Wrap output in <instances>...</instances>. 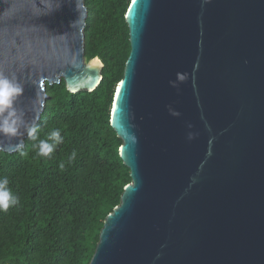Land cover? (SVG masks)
I'll use <instances>...</instances> for the list:
<instances>
[{
	"label": "water",
	"instance_id": "obj_1",
	"mask_svg": "<svg viewBox=\"0 0 264 264\" xmlns=\"http://www.w3.org/2000/svg\"><path fill=\"white\" fill-rule=\"evenodd\" d=\"M86 16L84 0H0V73L23 85L29 124L47 84L102 80ZM124 19L109 122L130 182L89 264H264V0H130ZM26 138H0V151Z\"/></svg>",
	"mask_w": 264,
	"mask_h": 264
},
{
	"label": "trees",
	"instance_id": "obj_2",
	"mask_svg": "<svg viewBox=\"0 0 264 264\" xmlns=\"http://www.w3.org/2000/svg\"><path fill=\"white\" fill-rule=\"evenodd\" d=\"M129 3L84 0L85 58L102 61V80L78 93L64 82L47 84L50 98L36 125L39 140L59 129L62 141L52 154L39 155L38 140L28 136L17 152L0 151V178L8 179L17 198L0 210V264H89L104 218L130 182L119 156L122 141L109 122L130 51L124 19Z\"/></svg>",
	"mask_w": 264,
	"mask_h": 264
},
{
	"label": "clouds",
	"instance_id": "obj_3",
	"mask_svg": "<svg viewBox=\"0 0 264 264\" xmlns=\"http://www.w3.org/2000/svg\"><path fill=\"white\" fill-rule=\"evenodd\" d=\"M187 79V74H177V80L183 82ZM175 86V82H170ZM23 92V85L14 76L0 73V138H19L25 134L33 141L38 140L35 146L39 155L50 156L56 144L61 143L62 137L59 129L52 130L46 140L38 139L39 127L36 124H29L24 119L22 110L16 107V100ZM178 113H173L177 115ZM51 140L53 143H49ZM22 144L18 143L17 147ZM75 158V152L71 154L69 160ZM63 168V164H61ZM9 181L6 177L0 178V210L6 211L10 205L17 202V198L8 187Z\"/></svg>",
	"mask_w": 264,
	"mask_h": 264
}]
</instances>
